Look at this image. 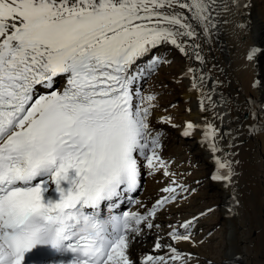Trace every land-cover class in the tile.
<instances>
[{"label":"snow or ice","instance_id":"6c2138e0","mask_svg":"<svg viewBox=\"0 0 264 264\" xmlns=\"http://www.w3.org/2000/svg\"><path fill=\"white\" fill-rule=\"evenodd\" d=\"M231 6L243 17L250 4ZM225 10L224 0H0V264H184L171 246L167 261L132 251L175 188H163L169 195L143 212L122 210L125 200L144 207L129 194L145 167L169 175L150 120L155 96L141 91L166 61H141L163 44L185 53L182 38L197 35L189 20L207 34ZM257 54L264 49L251 47L246 59ZM199 127L186 121L182 135ZM249 131L264 132V122ZM216 132L210 123L202 128L213 152ZM215 160L210 179L227 186L232 165ZM196 219L169 237L191 241ZM162 247L157 238L154 248Z\"/></svg>","mask_w":264,"mask_h":264},{"label":"bare ground","instance_id":"6f19581e","mask_svg":"<svg viewBox=\"0 0 264 264\" xmlns=\"http://www.w3.org/2000/svg\"><path fill=\"white\" fill-rule=\"evenodd\" d=\"M246 2L250 7L247 15L241 17L235 14L231 0H224L226 10L220 13L217 27L207 34L195 20H189L197 35L193 39L182 38L188 42L185 53L170 44L160 47L173 50L175 61L161 71L160 89L152 94L155 108L150 120L154 130L166 132L161 135L158 153L172 163H165L167 176L163 169L153 174L148 168L143 169L146 189L135 200L144 207L135 203L126 210L150 209L158 199L169 195L161 191L165 187L175 188L174 194L183 184H188L187 189L195 185L199 190L190 198L163 208L164 212L158 214L163 223L152 220L153 227L144 228L143 236L132 247L137 259L154 255L167 261L171 246L182 255L184 264H222L226 257L233 258L231 264H264V132L249 131L253 124L264 122V111L260 110L264 89L253 87L254 81H264V55L246 59L251 47L264 49V0ZM185 15L190 17L191 13L185 10ZM241 19L248 23L247 29L236 27ZM197 55L202 59H197ZM189 68L193 69L191 73L187 72ZM176 95L178 104L167 109ZM162 117H170V123ZM186 121L200 126L188 137L182 135ZM206 123L217 130L216 152L209 142L203 141L202 128ZM181 152L186 153L185 159L179 157ZM192 154H197L199 163ZM217 157L229 161L235 173L227 186L223 181L210 179L216 171ZM201 203L204 205L200 210L184 216L179 223L199 211L215 209L209 221L211 226L221 225L216 232L217 243L212 242L211 236L207 242L203 239L209 225L198 235L191 233V241L172 240L168 233L177 226L173 222L178 214L190 212ZM178 231L185 234L183 228ZM157 238L163 245L161 249L154 248Z\"/></svg>","mask_w":264,"mask_h":264},{"label":"rangeland","instance_id":"374dc122","mask_svg":"<svg viewBox=\"0 0 264 264\" xmlns=\"http://www.w3.org/2000/svg\"><path fill=\"white\" fill-rule=\"evenodd\" d=\"M161 46L155 48L147 57H145V60L144 61H141V63H146L147 60L151 59L153 56H156V57H160L162 58V60L166 61L165 63H161L157 68L156 70L151 73L150 75H148L143 81H142V87H141V91H146L145 94H154L155 92L158 93V90L160 89V78H161V71L164 69V67H169L172 62L175 61L174 59V51L171 50L170 48H160ZM155 93V94H157ZM169 93H171L169 91ZM177 97L175 99H172L170 102H168V104L166 105V108L167 109H172L173 107H175L178 102H177V99H178V95H176ZM177 103V104H176ZM166 123H164L165 125ZM159 128H161L160 126H158ZM163 130V128H161ZM161 135L164 136L166 135V132L163 131L161 132ZM179 157L185 159V157H187L186 153L184 152H181L179 154ZM192 159L196 162V163H199V160L198 159V156L197 154H192L191 155ZM181 158V159H182ZM161 160H163L164 162L166 161V159L164 157L160 158ZM165 163H167L168 165H171L172 163V160H167ZM195 184H197V179H195ZM187 185L188 184H183L182 187H180V189L177 190L176 194L175 195V199L174 200H169L166 204H164L162 207H159L157 210H156V214L154 217H152L151 219L153 221H156V222H160V223H163L161 222V218H158V214H162V212H164V209L166 207L169 206V204H173L175 202H181V201H184L188 198L191 197V195L194 193V191H192V188L196 190H199V187L193 185L192 187H190V189H187ZM200 186H205V183L204 181L200 184ZM146 176L144 174V178H143V181H142V184H141V187L138 191V195H141L142 192H144V190L146 189ZM185 189H187L185 191ZM186 192V193H185ZM204 204L201 203V205L198 207H195L192 211L190 212H181L180 214H178L177 218H176V221H174L173 223H175L176 225H179V221L184 218V216L186 217V215L188 214H192L194 213L195 211L197 210H200L199 208H202ZM164 208V209H163ZM206 213L205 215L201 216L200 213ZM202 212H198L196 214H194L192 217H197V219L194 221L193 223V226L191 227L190 229V232L193 234L195 233L196 235L202 233L203 229L205 230V226H208L209 225V230L206 231L205 235H204V238L203 239H206L205 241L207 242L208 238H210V236L212 237V242L214 244L217 243L218 241V235L219 233H216L217 231L220 230V224H216L215 226H211L210 224V219L214 217V212H215V209H213L212 212L208 213L207 210L206 212L205 211H202ZM208 237V238H207ZM193 263H196V262H193ZM175 264H180V263H177L175 262ZM197 264V263H196Z\"/></svg>","mask_w":264,"mask_h":264}]
</instances>
